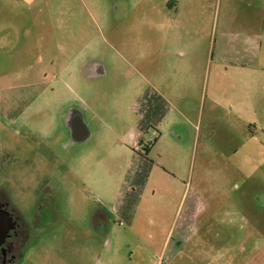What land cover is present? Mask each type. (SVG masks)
I'll return each mask as SVG.
<instances>
[{"label":"rangeland","instance_id":"374dc122","mask_svg":"<svg viewBox=\"0 0 264 264\" xmlns=\"http://www.w3.org/2000/svg\"><path fill=\"white\" fill-rule=\"evenodd\" d=\"M167 1L0 0V185L28 220L51 195L14 264H103L104 250L113 264H264V4L183 0L179 19ZM171 28L214 51L188 62L195 111L150 64L164 34L149 31ZM159 122L186 146L144 133ZM127 129L155 150L134 151Z\"/></svg>","mask_w":264,"mask_h":264},{"label":"crops","instance_id":"0c3cea01","mask_svg":"<svg viewBox=\"0 0 264 264\" xmlns=\"http://www.w3.org/2000/svg\"><path fill=\"white\" fill-rule=\"evenodd\" d=\"M183 0H168L165 3V6L168 8V11L170 12V14H174L176 17H178L179 19L183 18V14L181 12V4H182ZM252 1H256V3H262L264 4V0H252ZM264 14V13H263ZM156 19L154 16V19L152 20V23H155ZM161 33L164 34L163 38L164 41H161L160 43V49H158L155 46H152L150 44V64L154 62L155 58H157L158 61H161L164 63V65L167 69H168V76H167V80H164V85L167 88L168 94L170 96V98H180V101L185 103V109L187 111H195V107L194 104L192 102H189L188 100V96L186 98H183V89H187L188 92V87L190 86H194L195 85V70L191 71L190 68L194 67V66H189L188 62L189 59H193L196 61L195 67H200L203 65L204 62L209 63V61L212 59L213 57V53L214 51H209L210 49V43L209 41H207V35L203 36L202 33L199 32H195L194 35L188 36L187 35V31L185 30H179L177 28H171V29H167L165 31H160V30H151L149 31V35L151 37V40H156L157 38L161 37ZM197 34V35H196ZM200 34V35H199ZM187 37H191V38H196L195 40L192 41H188ZM187 38V41H186ZM190 42V43H188ZM157 46V45H156ZM191 51V54L187 57L186 53ZM194 52V54H192ZM197 54V55H196ZM191 56V57H190ZM196 58V59H195ZM216 61H220V57L218 56L216 58ZM222 61H225L222 60ZM187 63V64H186ZM194 65V62H193ZM194 67V68H195ZM196 69V68H195ZM49 75V74H48ZM188 95V94H187ZM228 109H230V105H228ZM226 107V106H225ZM151 124V123H150ZM149 124V125H150ZM161 123H157V124H151L152 126V130L147 129L144 133H146L147 135H154L155 136V143L158 142V140H160L162 137H166V136H170L169 140L174 143L176 141H178L179 143L176 144L178 147H183L186 146L183 143H181V136L179 134V132H181L182 130H177L176 127L171 128L172 130L166 131L167 127L165 126H160ZM150 132V133H149ZM124 134H126V136H128L129 140H134V133L131 131L125 130L123 131ZM136 134H138V140L143 141L146 140L143 137V133L141 134V132H136ZM145 134V136H146ZM140 135V136H139ZM147 137V136H146ZM176 139V140H173ZM123 143H117L116 142V147L117 148H121L125 153H128L129 155H133V158H138V159H142V157H140L139 155L133 154L131 152H129L126 148H124V146H122ZM144 150H146L147 154H151L150 150H155L154 146L152 147V143L146 147V149L144 148ZM164 150H160L159 153H162ZM146 154V155H147ZM143 161H147L145 159H142ZM137 176V175H136ZM138 177V176H137ZM179 180V179H178ZM109 181V180H108ZM128 181L130 183H134L135 181H139L138 179H136L134 176H129ZM145 184H147V179L144 180ZM109 184H111L109 182ZM110 187H112V185H109ZM113 188V187H112ZM176 191V189H174ZM197 192V191H196ZM198 194V192H197ZM107 217L108 218H112L114 219L115 215H117V217L120 215V213L122 212L121 209H119V203H117V201L115 200H107ZM153 207H157L159 209H163V203H153L152 204ZM205 207H199L197 208V212L202 211V209ZM131 209H129L130 211ZM127 217V216H125ZM207 229H210L211 224L207 225ZM202 242H204V244L211 246V248L213 247V243L211 239H201ZM106 245H108V241L106 242ZM110 247V246H109ZM108 248V247H107ZM106 251L105 256H104V263L103 264H113L114 260H113V256L109 253V250H104ZM203 254V256L207 259H209L211 261V259L214 260V258L212 257V255L209 253L207 250H202L201 252ZM170 257H179V254L174 253V255H171ZM157 260H155V262H153V260L151 258H149V261H151V264H158ZM162 264H167V261H165L163 259V263Z\"/></svg>","mask_w":264,"mask_h":264},{"label":"flooded vegetation","instance_id":"af4514ba","mask_svg":"<svg viewBox=\"0 0 264 264\" xmlns=\"http://www.w3.org/2000/svg\"><path fill=\"white\" fill-rule=\"evenodd\" d=\"M91 67L97 70L99 66L94 63ZM146 141L149 142L147 146L152 143V139L148 138ZM42 188L48 193L37 200L31 219L28 220L21 210L6 197L0 185V264H14L20 257L21 249L29 237V227L43 226L44 217L48 213L45 214L44 207L48 205V199L51 202V195L48 186ZM46 196L48 198H45Z\"/></svg>","mask_w":264,"mask_h":264},{"label":"built area","instance_id":"2783aa9c","mask_svg":"<svg viewBox=\"0 0 264 264\" xmlns=\"http://www.w3.org/2000/svg\"><path fill=\"white\" fill-rule=\"evenodd\" d=\"M131 144V147L134 151H140L141 149H144L146 148V146L149 144L148 141L145 142V144H141V143H137L135 142V140H132L129 145ZM157 263L158 264H162L163 263V260L159 257L158 260H157Z\"/></svg>","mask_w":264,"mask_h":264},{"label":"water","instance_id":"95a60500","mask_svg":"<svg viewBox=\"0 0 264 264\" xmlns=\"http://www.w3.org/2000/svg\"><path fill=\"white\" fill-rule=\"evenodd\" d=\"M102 71H103V66L100 65V66L98 67V69H97V72L100 73V72H102ZM1 235H2V233H1Z\"/></svg>","mask_w":264,"mask_h":264},{"label":"trees","instance_id":"16d2710c","mask_svg":"<svg viewBox=\"0 0 264 264\" xmlns=\"http://www.w3.org/2000/svg\"><path fill=\"white\" fill-rule=\"evenodd\" d=\"M146 151V150H145Z\"/></svg>","mask_w":264,"mask_h":264}]
</instances>
